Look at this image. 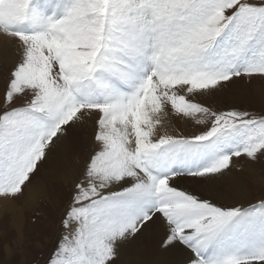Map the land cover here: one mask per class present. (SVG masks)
I'll list each match as a JSON object with an SVG mask.
<instances>
[{
	"label": "snow or ice",
	"instance_id": "obj_1",
	"mask_svg": "<svg viewBox=\"0 0 264 264\" xmlns=\"http://www.w3.org/2000/svg\"><path fill=\"white\" fill-rule=\"evenodd\" d=\"M0 36V199L95 149L45 264H264V112L190 98L264 80V0H0Z\"/></svg>",
	"mask_w": 264,
	"mask_h": 264
},
{
	"label": "rangeland",
	"instance_id": "obj_2",
	"mask_svg": "<svg viewBox=\"0 0 264 264\" xmlns=\"http://www.w3.org/2000/svg\"><path fill=\"white\" fill-rule=\"evenodd\" d=\"M0 49H1L0 61H2L5 58H7L8 60L7 68L0 69V74L3 73L6 74L8 68H10L13 63V59L9 57L6 53H2L1 47ZM240 82L250 86L253 85L252 82L259 84L263 94L262 98L258 99L255 97V101H249L246 100V98L232 99L233 98L232 95H234V91H232L233 94L228 95V92H230L232 87H234L232 86L227 90L213 94L219 100L220 105L223 106V108L238 106L254 112H264V80L256 79L255 81L253 80L252 82H247L246 80H240L238 84H240ZM252 90L250 92H252ZM0 93H2V90H0ZM190 98L193 99V97ZM195 99L196 98H194V100ZM195 102L198 101L195 100ZM208 107H211L214 110L216 109L215 107L212 106H208ZM175 118L178 119V121L180 122H175L174 121ZM165 121H166V127L161 129V131H168L170 133L192 131L194 130V128L199 127L198 125H195L194 121H186V120H182L180 117L177 116L175 117V115L171 114L170 109L168 110V115L165 116ZM241 171L244 174V182H246L247 190L250 193V196L252 195L251 201L254 200L256 201L257 198L264 196V178H263L264 163L250 164L248 168L241 169ZM62 188L64 189V191L62 190ZM62 188L58 189L57 196H59V194L62 195L65 194V198L63 200L64 203H62V208H63L64 206L63 204L67 202L68 192L65 193L67 187L63 186ZM26 199L27 197L25 195L24 197L17 200L12 201V199H10V202L16 201V203L19 204V206L22 205L26 207L25 206ZM38 201H39L38 204H40L44 209H46L47 202L43 201L42 198L38 199ZM25 211L26 213L24 212V225L21 231V237H22L21 243L18 241L19 235L16 232L18 229L13 227L14 232H12L10 229L7 230L9 228V225L7 223L6 224H4L3 222L0 223V225L2 226V227L0 226V264H45V261L47 260L48 256L50 255L52 249L55 246L58 233L61 230L60 223H57L56 221L59 215L58 217L56 215L51 216V218L49 217L50 219L53 220V223L47 231L42 233V230L40 228V222L44 219L41 216V213L43 212H39V211L27 212L28 209H26ZM6 247L9 250H11L10 251L11 254L9 255L8 258H7ZM22 260H24L25 262H23Z\"/></svg>",
	"mask_w": 264,
	"mask_h": 264
},
{
	"label": "bare ground",
	"instance_id": "obj_3",
	"mask_svg": "<svg viewBox=\"0 0 264 264\" xmlns=\"http://www.w3.org/2000/svg\"><path fill=\"white\" fill-rule=\"evenodd\" d=\"M4 40H5V37L0 36V47L2 48L1 52L6 53L9 57H11L13 59V62H14L15 59H17V58L12 53L11 50H7V51L5 50ZM5 75H6L5 73L0 74V90H3V83H4V76ZM252 83H253V85L250 86V85H247L245 83L240 82V84L232 87L230 92H228V95L233 94L232 91H234V95H232V97H233L232 99L246 98V100L255 101V97L258 99L262 98L263 94H262L260 85L255 83V82H252ZM251 90L253 93L250 92ZM194 98H196L195 100H197L199 103H203L205 106L206 105L212 106V107H215L216 109L217 108H223V106L220 105L219 100L213 94L197 95V96L193 97V99ZM174 121L180 122L176 118L174 119ZM94 150H95L94 146H92V145H89L87 147H83V146L75 147L67 158L66 167H64L63 170L59 171V172L54 171L50 166L45 165V170H42L39 173L40 179H41L40 187L36 188V187L30 186L27 193H26V197H27L26 203H25L26 207H24L22 205L19 206V204H17L16 201L10 202V199H0V223L1 222H3L4 224L7 223L9 225V228L7 230L10 229L12 232H14L13 227L18 229L16 232L19 235L18 241L20 243L22 242L21 231H22L23 225H24V212L26 213V211H25L26 209H28L27 212H29V211L30 212L31 211L43 212V213H41V216L44 219L40 222V228L42 230V233L47 231L50 228V226L52 225L53 220L50 219L51 216L56 215L58 217V215H59V217L56 220L57 223H59L60 211L62 209V203H64L63 200L65 198V194L64 195L59 194V196H62V197H59V196H57V191L59 188H62L63 186L68 187L67 184L62 183V177L65 175H72V176L79 175V173L83 170L84 163L86 162L88 156ZM263 178H264V176H263ZM244 183L246 185V182H244ZM246 187H247V185H246ZM62 190L64 191L63 188H62ZM65 193H67V190ZM251 196H250V199H251ZM40 198H42L43 201L47 202L46 209H44L40 204H38L39 203L38 199H40ZM259 198H257V199H259ZM254 201H252V202H254ZM28 207H30V208H28ZM9 220H10V222H9ZM6 249H7V258H8L9 255L11 254L10 253L11 250H9L7 247H6ZM22 252H24V251H22ZM143 259L147 262L151 259V256L145 255L143 257ZM29 260H31V259H29ZM22 261L25 262L24 260H22Z\"/></svg>",
	"mask_w": 264,
	"mask_h": 264
}]
</instances>
